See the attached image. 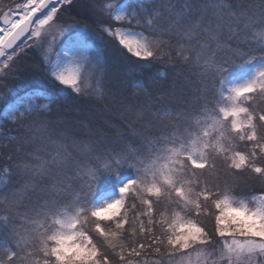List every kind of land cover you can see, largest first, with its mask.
<instances>
[{"label":"snow or ice","instance_id":"obj_1","mask_svg":"<svg viewBox=\"0 0 264 264\" xmlns=\"http://www.w3.org/2000/svg\"><path fill=\"white\" fill-rule=\"evenodd\" d=\"M77 5L103 16L114 3L26 0L5 14L0 100L36 52L55 81L121 120L73 123L53 116L54 100L4 115L0 264H147L132 259L147 249L163 264H264V195L252 194L264 187V0H135L106 17L100 30L130 57L163 66L154 87L111 105L102 60L56 70L48 59ZM113 179L117 194L101 200Z\"/></svg>","mask_w":264,"mask_h":264},{"label":"trees","instance_id":"obj_2","mask_svg":"<svg viewBox=\"0 0 264 264\" xmlns=\"http://www.w3.org/2000/svg\"><path fill=\"white\" fill-rule=\"evenodd\" d=\"M108 1H126L125 2V9L126 11H130V5L135 3V0H106ZM23 2V0H0V16L1 14L5 13L11 8H18V6ZM79 5L69 7L65 9V13L68 18H75V22L71 25L80 26L85 25L88 27H92L97 36H94L90 39L91 41V47L89 50H87V57L90 59H100L106 66L107 64V56L111 54V56H115V60H112L109 64V67H105L104 71V77H103V83L105 89L111 94L112 99L115 102H118L122 96L127 95L128 92L135 93L139 92L140 95H143L142 89L144 87L152 88L154 85L151 83V80H154L160 71H163V66H160L158 68H152L149 66H145L143 62H137L134 58L130 57L123 49H121L113 40L111 37H109L106 33L102 32L100 30L96 29L95 20H91L86 14L76 12ZM76 9V10H75ZM79 10L82 12L85 11L82 8H79ZM89 16V15H88ZM91 17V16H90ZM106 17H109V15L101 16L99 18V21L108 24L110 23V20ZM82 27V26H81ZM135 32H139L140 30L136 27L129 28ZM41 57L36 52H30L28 56L25 59V63L29 65V71L25 75L23 79L24 83L20 86L17 85V81L14 83L13 89H15V93L12 95L13 99L16 96H20L25 92H29L32 90H40L44 95H46L48 98H37L35 100L34 107L42 104H50L51 100H54L58 107L53 112L54 117H62L65 119H68L72 121L73 123L78 122L79 120L87 121L88 119L84 118L85 116H89V113H87L88 106H92L93 108H100L103 107L100 104H92L86 100H84L81 97H78L76 93L72 92L68 88H65L61 85H59L48 73L47 69H45L42 66L41 63ZM119 60V61H118ZM118 62V63H117ZM116 64V65H115ZM115 67V68H114ZM119 67V69L117 68ZM126 70L128 72L127 77L125 78V75L122 73ZM127 81V83H124V80ZM21 84V81H19ZM259 101H262L260 104ZM254 102L258 106H264V98L256 97L254 99ZM105 103L110 104L111 100L105 101ZM113 103V102H112ZM4 102L0 103V107H2ZM42 107V106H41ZM197 116L193 118V123H197L195 121ZM2 123L5 118H1ZM109 121L113 125H119L120 118L113 115L110 116ZM90 120V119H89ZM1 123V124H2ZM96 127L101 128L102 130L107 127L105 123H102L101 121H96L94 124ZM41 139L40 134H37V144L36 147L40 148L41 145L39 143ZM123 178V176H122ZM116 182L114 179L110 181V187H108L107 191L113 189L116 185ZM262 188L260 186H257V189L254 191L256 193H264V190H261ZM255 194V193H252ZM211 227V224L209 225ZM129 236H131V233L129 232ZM133 240L138 239V237H132ZM128 241H126L127 243ZM127 251V250H126ZM152 249H147L146 251L142 252V258L143 255H150ZM140 258V257H139ZM117 259H119L117 257ZM132 259H138L137 257H133Z\"/></svg>","mask_w":264,"mask_h":264},{"label":"rangeland","instance_id":"obj_3","mask_svg":"<svg viewBox=\"0 0 264 264\" xmlns=\"http://www.w3.org/2000/svg\"><path fill=\"white\" fill-rule=\"evenodd\" d=\"M125 2L126 1H121V2L108 1L107 2L105 0V3H114V6L110 12L105 13L103 16L109 15V17H110L112 15L119 14L120 12H126ZM24 3H26V0H23V2L20 5H23ZM79 8H82V7L79 6L77 10L75 9L76 12H79L81 14L83 13V15L85 13L86 14L85 16H87L91 20H95V23H96L95 27L97 30H99L100 24L102 23L99 21V18L101 17V15H98V14L93 15V14L89 13L88 11H83V10L81 12L79 10ZM5 14H9L11 17H16L18 15V8H11L8 11H6L5 13L1 14L0 19H2V21L4 19ZM79 25L80 26L70 25L63 34H57L56 43H53L52 47L50 49H47L48 59L52 60L51 63H52V66L54 69L63 70V69H66L68 67L72 68V67H74L72 64L75 61H77L81 57H87V54H86L87 50H89L91 47L90 39L94 36H97V34L92 27H88V26L81 25V24H79ZM3 26H4L3 22H0V27H3ZM126 31L130 35H136L137 34V32H135L131 29H126ZM49 40L51 41V37H49ZM112 40L115 42L114 39H112ZM39 56L43 59L42 55H39ZM115 59H116L115 56L113 57V56H111V54H109L107 56V64L105 67H109V64L111 63V61L115 60ZM117 69H119V67ZM48 73H49V71H48ZM122 73L125 75V78H126L127 77L126 75H128V72L126 70H124V72L122 71ZM49 75H50V73H49ZM24 80L25 79L21 80V84L19 83V81H17V85L21 86L24 83ZM56 82L59 84L58 81H56ZM124 83H127V81L124 80ZM59 85H61V84H59ZM61 86H63V85H61ZM69 90H71V89H69ZM14 93H15V89H13L12 92L10 93L11 97ZM37 98L47 99L48 97L46 95H44L40 90H32L29 92H25L20 96L14 97L13 99H11L9 104L4 103L3 106L0 107V124L2 123L1 118H5L4 115H8V116L15 115V113L17 111H19L22 106L25 108L29 107V106L34 107L35 100ZM2 102L3 101L0 100V103H2ZM112 102L114 103L113 99L111 100L110 105L113 104ZM259 103L261 104L262 101H259ZM47 104L48 103L42 104L41 106L43 107L44 105H47ZM86 111H87V113H89L90 117L85 116L84 118H86L88 120L89 119L93 120L94 124L96 121H101L102 123H104L105 120L109 121L108 118L110 116H113V115H115L121 119V114L119 112H105L103 110V108L102 109L93 108L90 105L88 106V109ZM202 119H204V117L197 115L195 121L197 122V121L202 120ZM2 175L3 174L0 173V176H2ZM261 188H262L261 190L263 191L264 187H261ZM253 193H255L253 195H256V196L264 195V193H262V192L261 193L253 192ZM116 194L117 193H116V185H115V187L113 189L107 191L106 193H101V200L110 199L111 197L115 196ZM143 256H144L143 258L140 257L138 259H142V260L146 261L147 264H156L157 261H161V264H163V261L161 260L160 254H156L154 252V250L151 251L150 255H143ZM133 260H137V259H133ZM193 260H195L194 254H193Z\"/></svg>","mask_w":264,"mask_h":264},{"label":"water","instance_id":"obj_4","mask_svg":"<svg viewBox=\"0 0 264 264\" xmlns=\"http://www.w3.org/2000/svg\"><path fill=\"white\" fill-rule=\"evenodd\" d=\"M0 22H3L2 19L0 20Z\"/></svg>","mask_w":264,"mask_h":264}]
</instances>
